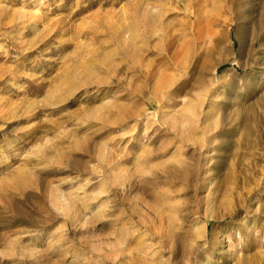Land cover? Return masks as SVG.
Listing matches in <instances>:
<instances>
[{"label":"rangeland","instance_id":"1","mask_svg":"<svg viewBox=\"0 0 264 264\" xmlns=\"http://www.w3.org/2000/svg\"><path fill=\"white\" fill-rule=\"evenodd\" d=\"M0 264H264V0H0Z\"/></svg>","mask_w":264,"mask_h":264},{"label":"bare ground","instance_id":"2","mask_svg":"<svg viewBox=\"0 0 264 264\" xmlns=\"http://www.w3.org/2000/svg\"><path fill=\"white\" fill-rule=\"evenodd\" d=\"M130 38H131L130 36H129V37H124L122 43L125 44V43L129 42V39H130ZM207 112H208V111H207ZM207 112H206V113H207Z\"/></svg>","mask_w":264,"mask_h":264}]
</instances>
